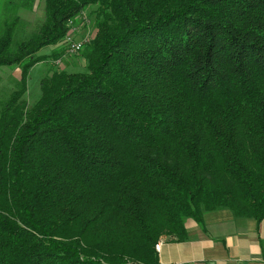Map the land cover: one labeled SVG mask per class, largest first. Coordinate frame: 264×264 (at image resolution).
Masks as SVG:
<instances>
[{"label": "trees", "instance_id": "trees-1", "mask_svg": "<svg viewBox=\"0 0 264 264\" xmlns=\"http://www.w3.org/2000/svg\"><path fill=\"white\" fill-rule=\"evenodd\" d=\"M43 13L22 40L16 9L0 24V67H20L0 100V264H159L155 244L186 240L187 219H264V0ZM73 27L83 70L43 74L29 103L31 69L59 58L37 54Z\"/></svg>", "mask_w": 264, "mask_h": 264}, {"label": "crops", "instance_id": "crops-1", "mask_svg": "<svg viewBox=\"0 0 264 264\" xmlns=\"http://www.w3.org/2000/svg\"><path fill=\"white\" fill-rule=\"evenodd\" d=\"M203 226L187 219L186 240L162 239L159 264H264V219L219 209L204 213Z\"/></svg>", "mask_w": 264, "mask_h": 264}, {"label": "rangeland", "instance_id": "rangeland-1", "mask_svg": "<svg viewBox=\"0 0 264 264\" xmlns=\"http://www.w3.org/2000/svg\"><path fill=\"white\" fill-rule=\"evenodd\" d=\"M28 3V0H0V24L2 26L4 21L12 16L14 9H16V13L20 18L15 33L17 40L27 38L30 34L34 33L44 19L43 0H33L31 6ZM86 31L85 28L73 27L68 34L73 39L80 40L86 36V33H88ZM54 51L59 52V58L55 59V61L50 56ZM79 52L68 53L63 41L56 46H47L41 49L37 55L50 56V58L47 61L36 64L31 69L26 95L28 102L32 103L39 95L38 81L43 74L56 69H63L68 72L83 70L85 62ZM57 61L59 62L57 63ZM19 77L20 67L18 65L0 67V100L5 99L15 88Z\"/></svg>", "mask_w": 264, "mask_h": 264}, {"label": "built area", "instance_id": "built-area-1", "mask_svg": "<svg viewBox=\"0 0 264 264\" xmlns=\"http://www.w3.org/2000/svg\"><path fill=\"white\" fill-rule=\"evenodd\" d=\"M85 39H80V40H75L73 39L72 36H70L69 34H67V36L64 38L63 42L65 43L66 47H67V51L68 53H77L79 52L82 47H83V43H84ZM59 61H57L58 63ZM162 240L158 241L155 244V250L158 251L160 248Z\"/></svg>", "mask_w": 264, "mask_h": 264}]
</instances>
